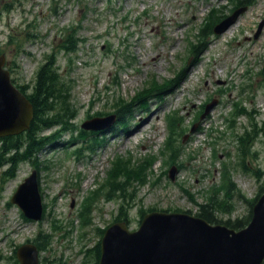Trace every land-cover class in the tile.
<instances>
[{
	"label": "rangeland",
	"instance_id": "1",
	"mask_svg": "<svg viewBox=\"0 0 264 264\" xmlns=\"http://www.w3.org/2000/svg\"><path fill=\"white\" fill-rule=\"evenodd\" d=\"M238 7L233 0H0V51L15 83H33L50 59L45 55L55 50L75 113L71 133L39 155L42 220L26 221L11 203L18 185L36 167L20 162L15 177L8 179L3 173L8 164L0 167V264H11L13 250L41 233L49 241L40 252L41 264L94 263L100 230L115 222L123 203L108 200L103 187L118 157H131L135 166L146 156L155 157L146 183L125 191L132 230L145 211L197 215L211 195L225 198L226 191L218 187L224 162L236 187L229 198L233 210L215 209V215L235 220L250 214L248 201L264 192V132L251 140L245 159L238 136L255 135L264 122V0H256L222 33L205 37L200 53L192 47L215 9L221 13L218 24ZM74 29L81 41L68 55L57 45ZM28 33L37 37L29 39ZM16 38L24 51L16 48ZM153 80H174V85L136 98ZM121 98L128 104L129 127L115 121L106 130H86L87 138L79 137L85 120L115 114ZM215 99L207 117L197 118L203 105ZM236 101L253 115L236 117L231 128L225 117ZM170 114L182 132L176 144L184 150L176 158L165 148ZM201 124L204 130L198 132ZM94 136L103 139L95 151L89 149ZM173 166L179 168L174 180L169 176ZM95 191L91 224L83 226L82 205Z\"/></svg>",
	"mask_w": 264,
	"mask_h": 264
},
{
	"label": "water",
	"instance_id": "2",
	"mask_svg": "<svg viewBox=\"0 0 264 264\" xmlns=\"http://www.w3.org/2000/svg\"><path fill=\"white\" fill-rule=\"evenodd\" d=\"M248 6L238 7L216 24L214 32L225 31ZM260 32V30H259ZM6 55H0V138L18 135L30 129L34 106L13 83L5 68ZM218 100L208 103L200 119H204ZM116 121V115L93 117L82 123L86 130H106ZM193 125L191 132L197 130ZM178 167L169 176L174 180ZM28 219L43 218L44 205L39 187V172L19 184L11 197ZM73 205V204H72ZM19 264H41L39 249L34 243H24L16 252ZM98 264H264V193L253 206L250 222L237 230L225 224H214L188 212L151 211L136 230L127 221H116L101 239Z\"/></svg>",
	"mask_w": 264,
	"mask_h": 264
},
{
	"label": "trees",
	"instance_id": "3",
	"mask_svg": "<svg viewBox=\"0 0 264 264\" xmlns=\"http://www.w3.org/2000/svg\"><path fill=\"white\" fill-rule=\"evenodd\" d=\"M236 3V6L243 5H253L256 0H233ZM12 5H7L6 10H10ZM215 9L213 11L212 17L208 24L201 29L200 41L195 44L193 47V52L197 54L200 53L203 48H201L202 43L209 34L210 36L213 33L214 25L221 20V13ZM77 30L74 29L67 37H64L61 42L57 45L59 49H63L68 55L77 49L78 43L81 41L79 38H76ZM33 33H28L27 38H36ZM14 39V38H13ZM13 39L10 41L13 42ZM207 39V38H206ZM205 39V40H206ZM16 42L20 43L16 48L20 51H24L22 43L16 38ZM1 52V51H0ZM45 57H50L48 61L43 63L37 70L36 77L33 83L20 84L16 82V85L20 90L26 94L34 106V118L31 123L29 130L18 134L10 135L0 138V167L8 164L6 169L3 171L5 177L13 178L16 175V170L23 161H29L34 167H40L42 162L40 161V154L47 149L48 146L54 144L61 136L71 133V130L68 126L69 122H72L75 119V113L72 111L73 105L71 104L70 96L68 89L66 88L65 83L62 81L59 74V67L56 64V51L54 50L51 53L45 55ZM12 68L10 67V70ZM13 70V69H12ZM174 85V80L165 81L164 84H159L153 80L150 87L147 88V92H143L136 98H143L145 96H150L153 91L160 90V88H167ZM119 106L116 108V122L117 125H126L128 126V107L127 103L121 98L118 100ZM206 104L203 105V109L198 114V117L204 112ZM231 115L227 117L226 121L230 127H234V121L236 117L243 114H252L249 112L246 107L243 106L241 101H236L234 104V110L230 113ZM175 115V114H174ZM173 114L168 115V121L170 123V135L168 137L167 143L165 145L166 151L169 152L171 158H176V156L182 154L184 148L183 145L177 142L176 138L179 133H182L179 129V124L177 123ZM252 116V115H251ZM203 123V122H202ZM129 127V126H128ZM50 133H45L46 130H51ZM204 127L201 126L198 129V132L203 131ZM255 135H251V132L245 133L244 135H239L241 147L240 155L241 158L245 159L249 151V145L251 140L259 134V132H264V122L263 126L257 130H254ZM87 131L81 130L79 137H85ZM74 138H72L73 140ZM103 143L102 138L93 137L92 144L89 146V149L95 151L97 147L101 146ZM155 157L150 155L146 156L145 160L140 165H133L131 157L128 158H119L115 161L113 168L110 170L111 176L109 177L108 184H103L105 188V196L108 200L117 198L118 200H123V203L119 206L118 214L115 217V221L125 220L128 223L129 214L126 202H128L129 197L125 192L130 186H140L144 185L147 181L148 168H151ZM224 170L222 171V182L218 185L219 189L226 191V197L218 199L216 196L211 195L210 200L206 203L200 205V210L197 213L198 216H201L208 220L210 223L218 224L224 223L229 227L234 229H241L245 227L252 218V208L256 202L258 196L254 200H250L251 211L250 214L245 218H237L235 220H223L218 219L215 215V209H218L222 212H231L233 206L231 204L230 192L236 190L235 183L231 179L228 163L223 164ZM242 166L244 170H248L249 167L242 161ZM260 177V173H258ZM97 191L95 194L88 195L86 200L82 205V214L86 217L82 219V225L91 224V206L93 205L95 199L97 198ZM153 210V209H152ZM146 214V211L141 214L140 223L142 218ZM24 217V215H23ZM26 221H31L28 218L24 217ZM108 227V226H107ZM106 227V228H107ZM106 228L101 229L100 233L103 236ZM48 236L44 234H39L35 239H28L27 241H33L37 246L39 251H43L48 248L49 241L46 239ZM18 247V246H17ZM17 247L13 250V255L11 257V264H19V261L16 256ZM94 253V263L98 264L101 257V240L96 244L93 249ZM87 262H85L86 264Z\"/></svg>",
	"mask_w": 264,
	"mask_h": 264
},
{
	"label": "bare ground",
	"instance_id": "4",
	"mask_svg": "<svg viewBox=\"0 0 264 264\" xmlns=\"http://www.w3.org/2000/svg\"><path fill=\"white\" fill-rule=\"evenodd\" d=\"M150 212H151V211H150ZM148 213H149V212H148ZM146 214H147V213H146ZM146 214H145V215H146ZM104 233H105V232H104ZM103 235H104V234H103Z\"/></svg>",
	"mask_w": 264,
	"mask_h": 264
},
{
	"label": "flooded vegetation",
	"instance_id": "5",
	"mask_svg": "<svg viewBox=\"0 0 264 264\" xmlns=\"http://www.w3.org/2000/svg\"><path fill=\"white\" fill-rule=\"evenodd\" d=\"M15 82V81H14Z\"/></svg>",
	"mask_w": 264,
	"mask_h": 264
}]
</instances>
